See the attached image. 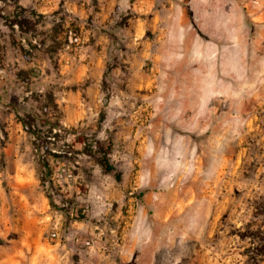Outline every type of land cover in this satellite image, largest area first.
<instances>
[{"label":"rangeland","instance_id":"obj_1","mask_svg":"<svg viewBox=\"0 0 264 264\" xmlns=\"http://www.w3.org/2000/svg\"><path fill=\"white\" fill-rule=\"evenodd\" d=\"M97 250L264 264V0H0V264Z\"/></svg>","mask_w":264,"mask_h":264},{"label":"crops","instance_id":"obj_2","mask_svg":"<svg viewBox=\"0 0 264 264\" xmlns=\"http://www.w3.org/2000/svg\"><path fill=\"white\" fill-rule=\"evenodd\" d=\"M103 1V0H102ZM91 21L87 26L81 27V33L83 36L84 46L82 47L83 56H87L88 60L83 65L85 69L97 70L99 67L100 70L103 68V3L100 5L97 11L92 12ZM31 238L26 239L25 241L30 246H35L36 248H41L45 251H57L59 249H65L70 244L67 241L73 236L63 235L57 233V239L44 238L42 234H32L29 233ZM95 259L96 263L94 264H117L116 261L108 259L103 261V250H97L92 253L88 252ZM110 256V255H109ZM99 259V260H98Z\"/></svg>","mask_w":264,"mask_h":264},{"label":"trees","instance_id":"obj_3","mask_svg":"<svg viewBox=\"0 0 264 264\" xmlns=\"http://www.w3.org/2000/svg\"><path fill=\"white\" fill-rule=\"evenodd\" d=\"M101 165L105 169V171L111 172L113 168L109 165L108 161L106 159L100 161Z\"/></svg>","mask_w":264,"mask_h":264},{"label":"built area","instance_id":"obj_4","mask_svg":"<svg viewBox=\"0 0 264 264\" xmlns=\"http://www.w3.org/2000/svg\"><path fill=\"white\" fill-rule=\"evenodd\" d=\"M76 40H77V39H76ZM52 236H53V238H55L57 235H56V234H53Z\"/></svg>","mask_w":264,"mask_h":264}]
</instances>
